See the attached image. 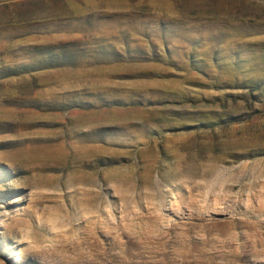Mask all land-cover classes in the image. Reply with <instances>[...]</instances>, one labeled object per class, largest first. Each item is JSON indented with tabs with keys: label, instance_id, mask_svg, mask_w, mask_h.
<instances>
[{
	"label": "rangeland",
	"instance_id": "obj_1",
	"mask_svg": "<svg viewBox=\"0 0 264 264\" xmlns=\"http://www.w3.org/2000/svg\"><path fill=\"white\" fill-rule=\"evenodd\" d=\"M0 264H264V0H0Z\"/></svg>",
	"mask_w": 264,
	"mask_h": 264
}]
</instances>
